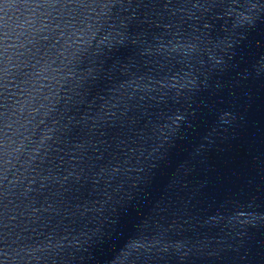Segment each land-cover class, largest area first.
<instances>
[{"label": "water", "instance_id": "water-1", "mask_svg": "<svg viewBox=\"0 0 264 264\" xmlns=\"http://www.w3.org/2000/svg\"><path fill=\"white\" fill-rule=\"evenodd\" d=\"M0 264H264V0H0Z\"/></svg>", "mask_w": 264, "mask_h": 264}]
</instances>
